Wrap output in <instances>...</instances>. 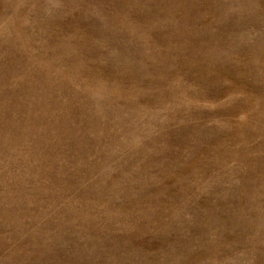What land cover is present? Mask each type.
Wrapping results in <instances>:
<instances>
[{"label": "rangeland", "instance_id": "1", "mask_svg": "<svg viewBox=\"0 0 264 264\" xmlns=\"http://www.w3.org/2000/svg\"><path fill=\"white\" fill-rule=\"evenodd\" d=\"M226 2L241 5L234 11L245 18L232 36L234 49L250 53L259 67L264 0ZM200 3L210 26L215 0ZM171 15L144 32L128 27L112 0L84 8L0 0V264H163L166 253L153 231L182 226L190 216L180 212L182 201L200 197L226 203L243 223L235 233L213 224L212 243L177 252L169 264H264V95L242 79L243 102L226 101L240 93L223 82L231 76L225 71L214 87L198 86L201 73L219 66L177 59L165 30ZM73 32L103 46V55L79 71L62 59L68 50L46 38L71 39ZM164 62L175 65L171 78L161 73ZM177 128L196 133L190 168L200 174L189 180L190 168L170 166L162 184L142 174L136 203L150 202L160 223L130 221L133 205L113 191V176L140 171L155 135ZM102 239L115 247L104 248ZM244 240L251 241L247 249Z\"/></svg>", "mask_w": 264, "mask_h": 264}, {"label": "snow or ice", "instance_id": "2", "mask_svg": "<svg viewBox=\"0 0 264 264\" xmlns=\"http://www.w3.org/2000/svg\"><path fill=\"white\" fill-rule=\"evenodd\" d=\"M39 2L56 8H84L91 6L93 0H39ZM112 3L123 13L124 23L128 27L144 32H150L159 27L165 12H171L172 15L165 24V30L175 40L173 46V39H170L169 47L174 49L177 59L182 58L186 63L193 65L201 64L206 59H213L219 66L208 73H201L198 86L214 87L221 82L218 79L219 71H225L231 73V76L223 82L232 91L240 93L236 97H226V101L243 102L246 89L242 79L258 84L261 95H264V63L257 67L250 53L236 51L232 44V36L244 26L245 18L237 16L234 11L241 5L229 4L226 0H215L210 11L211 25L205 26L207 17L201 14L200 0H168L166 4H162L160 0H112ZM173 4H180L183 7L177 11L172 7ZM225 8L232 9L226 17L220 14ZM66 35L67 33H57L46 38L50 43L58 41L68 50L62 59L73 70L84 69L91 60L103 55V46L99 42L82 38L75 32L71 34V39L64 38ZM174 67L175 65L168 66L167 62H164V67L161 69L162 75L171 78ZM153 144L155 149L150 155L145 156L140 171L129 176H119V174L113 176V179L117 180V183L112 185L113 191L122 194L121 199L126 195L133 205L127 209L130 221L148 217L157 224L160 223L156 219L155 210L150 206V202L136 203V200L141 199L136 189L140 177L142 174H150L155 178V183L162 184L169 177L170 166L180 169L181 172L183 168H190L191 161L198 150L199 141L196 133L191 129L185 131L183 128H177L174 134L161 130L155 135ZM200 172V167L190 168L187 173L189 180ZM181 187L185 192L193 191L191 183L184 182ZM213 190L214 187L209 186L206 191ZM182 203L183 208H179L180 212L187 210L190 213L188 219H182V226L171 225L156 229L152 233V239L158 241L166 253L163 264H169L167 257L189 249L197 243H212L209 228L213 224H223L225 230L231 228L235 233L243 223V219L237 217L231 207L219 200L212 201L210 198L200 197L185 200ZM139 231L140 229L137 228L136 233ZM127 239L133 246H140L132 236ZM217 239H219V233ZM240 243L245 249L251 246L250 240ZM102 245L106 249L115 247V243L110 239H102Z\"/></svg>", "mask_w": 264, "mask_h": 264}]
</instances>
